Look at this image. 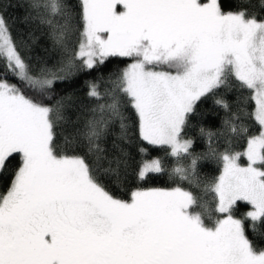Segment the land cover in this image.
<instances>
[{
	"label": "snow or ice",
	"instance_id": "6c2138e0",
	"mask_svg": "<svg viewBox=\"0 0 264 264\" xmlns=\"http://www.w3.org/2000/svg\"><path fill=\"white\" fill-rule=\"evenodd\" d=\"M227 3L17 0L27 39L17 38L0 0V264H264L249 235L264 226V17ZM111 58L131 63L108 74L103 92L101 75L83 81L85 99L104 103L73 102L57 90L99 74ZM232 87L255 105L246 112L241 101L233 112L215 101L242 150L229 141L223 151L209 143L195 152L191 118ZM116 125L119 138L135 127L140 142L165 152L141 147L132 178L168 175L174 187H135L128 199L112 190L101 161ZM121 152L127 176L131 157ZM205 159L220 164L218 177L202 180ZM184 185L214 194V224Z\"/></svg>",
	"mask_w": 264,
	"mask_h": 264
},
{
	"label": "trees",
	"instance_id": "16d2710c",
	"mask_svg": "<svg viewBox=\"0 0 264 264\" xmlns=\"http://www.w3.org/2000/svg\"><path fill=\"white\" fill-rule=\"evenodd\" d=\"M74 3L79 2V0H73ZM4 8L6 10V15L9 19L10 24H12L14 33L17 34V38L21 36L27 39H32V35L29 32V26L24 21V10L17 7V0H4ZM231 8L232 10H246L250 14H255L258 17H264V0H228L226 4V10ZM38 33L36 36L38 37ZM37 52H39V46H37ZM42 54V53H40ZM131 61L124 58H111L110 63L98 74L93 73L92 76H81L80 83L72 85H61L57 90L60 91L64 89L65 94L71 93L73 102L84 101L85 104L93 105L97 103H104V99L100 100H86L85 91L83 87V81L92 79L93 76L101 75L103 79L98 81L100 83V91L103 92L106 87H109L107 83L108 74L117 69H123ZM250 93L243 90H238L234 87L232 88H222L216 94L215 97H209L205 103L201 104L197 109V113L190 120V127L188 129V137L194 141V151L197 153H205L208 150L209 143L214 147H219L223 151L224 147L232 142L235 150H242L241 146L243 145V140L232 139L227 133L228 130L223 126V120L228 115V111L224 109L221 105L215 103L217 99H224L230 105H232V111L235 112L236 105L241 103V106L246 112H251L254 108V103L248 99ZM70 116H73V113H69ZM88 118L87 113H81V124L84 120ZM131 123V122H130ZM244 123L251 130V134H255L257 131V125L249 118H245ZM203 128L205 131H211L214 133V136L211 141L208 140L206 136L201 135L200 129ZM67 132L71 133L73 131L72 125L69 124L67 127ZM130 138L121 139L119 138V126L113 130V134L108 138L107 143L102 145L107 149L105 155L106 159L101 161L103 168L110 169L108 177L110 179V187L113 191L116 192L123 199H128L130 196V191L135 187H144V188H171L174 187L173 181L168 175H158L150 176L146 181H140L138 179L134 180L132 178L135 164L138 163L142 157L139 154V149L141 147H148L143 144L138 139V130L133 127L132 131L129 134ZM115 145V146H114ZM127 153L131 160L129 161L130 167L127 169L128 175H125V169L122 164H118V160H122L123 154L121 152ZM148 151L151 156H160L164 157V150H153L151 147H148ZM174 161L165 160L166 167ZM202 167L200 168V177L202 180L207 179L211 180L220 175V164L213 159H205L201 161ZM16 166V160H10L6 165V173L11 174ZM189 190L193 191L197 196L198 204L196 205V210L201 211L204 215L206 223L210 226L215 223V220L218 218V214L215 212V197L211 191H205L202 186L195 185H184ZM245 208H239L236 210L237 216H242L243 212L246 211ZM264 226H256L254 232H250L249 235L255 241L258 249H264Z\"/></svg>",
	"mask_w": 264,
	"mask_h": 264
},
{
	"label": "rangeland",
	"instance_id": "374dc122",
	"mask_svg": "<svg viewBox=\"0 0 264 264\" xmlns=\"http://www.w3.org/2000/svg\"><path fill=\"white\" fill-rule=\"evenodd\" d=\"M131 63V62H130Z\"/></svg>",
	"mask_w": 264,
	"mask_h": 264
}]
</instances>
